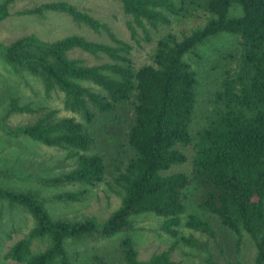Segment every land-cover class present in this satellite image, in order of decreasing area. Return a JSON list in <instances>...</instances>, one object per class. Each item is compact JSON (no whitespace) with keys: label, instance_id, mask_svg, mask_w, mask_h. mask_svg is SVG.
I'll return each mask as SVG.
<instances>
[{"label":"trees","instance_id":"obj_1","mask_svg":"<svg viewBox=\"0 0 264 264\" xmlns=\"http://www.w3.org/2000/svg\"><path fill=\"white\" fill-rule=\"evenodd\" d=\"M19 1L34 0H2L0 22ZM114 1L131 18L127 22L131 38L132 24L142 30L145 25L157 30L170 26L173 17H184L190 12L188 8H197L193 0ZM232 5L239 8V16L227 15ZM202 11V25L179 38L171 33L162 35L155 41L150 63L137 67L130 60L131 47L126 42L73 5L50 1L14 12L16 16L61 13L94 34H104V42L76 34L42 41L29 34L0 43V55L15 70L38 78L44 93L59 90L63 108L79 114L86 124L95 113L114 114L127 104L131 118L125 145L130 156L122 169L114 166L119 206L100 225L93 218L53 219L36 194L0 186V200L9 208L24 210L34 223L4 253L5 260L15 264H72L63 245L66 239L112 237L130 227V217L144 213L163 218L160 229L176 237L179 216L184 212L182 191L193 185L199 191L197 206L235 234L234 253L246 236L253 247V264H264V0H203ZM220 33L233 35L237 41L233 50L223 55L227 63L218 89L205 103L202 125L191 134L197 82L183 56ZM74 51L103 61L85 65L82 59L70 56ZM80 81L91 83L103 94L90 91ZM12 112L33 113L35 109L10 99L7 114ZM0 132L66 150L67 158H75L69 171L37 178L43 186L76 183L93 187L103 178L104 164L98 154L77 153L89 150L94 139L72 118L50 121L47 115L16 128L0 125ZM173 168L184 169L167 173ZM82 194L61 192L52 199L77 202ZM183 226L210 238L215 234L207 221L195 215H187ZM180 240L187 246H199L190 237ZM117 246L122 264H178L169 257L173 246L144 262L137 259L129 238H121ZM95 260L98 264H117ZM228 264L241 263L233 260Z\"/></svg>","mask_w":264,"mask_h":264},{"label":"rangeland","instance_id":"obj_2","mask_svg":"<svg viewBox=\"0 0 264 264\" xmlns=\"http://www.w3.org/2000/svg\"><path fill=\"white\" fill-rule=\"evenodd\" d=\"M50 1L66 2L104 24L117 39L131 47L130 60L134 67L150 63L149 55L153 51L155 41L162 35L171 33L179 38L181 34H189L204 21L203 0H193L197 8H188L190 12L184 17H173L172 24L168 27L152 30L145 25L142 30L132 24L134 36L131 38L127 28V22H131V18L122 12L119 3L114 0L19 1L10 7V15L0 22V43L6 44L29 34L42 41H53L71 34L81 35L93 41H106L103 33L94 34L83 25L72 23L61 13L44 12L41 16L14 15L16 11L30 9ZM227 15L239 16L240 10L232 5ZM236 41L237 38L233 35L220 33L208 37L183 56V60L194 72L197 82L194 112L190 123L191 134L202 125L201 115L205 103L210 94L218 89V79L227 63L223 55L233 50ZM70 56L82 59L85 65H96L103 61L79 51H74ZM79 84L92 92L103 94L89 82L80 81ZM10 99L16 100L19 106L27 105L35 109V112L7 114ZM62 103L63 94L59 90L54 88L47 94L44 93L38 78L25 71L15 70L0 55V125L16 128L47 115L50 121L72 118L94 139L89 150L77 153L98 154L104 164L103 178L93 187L76 183L43 186L37 178H50L69 171L75 158H67L66 150L45 147L25 137L10 138L0 132V186L36 194L53 219L79 221L93 218L97 225H100L119 206V197L114 192L117 190L113 181L114 166L118 165L122 169L130 156V151L125 145V132L131 111L125 104L114 114L101 116L95 113L91 123L86 124L79 114L64 109ZM183 169L173 168L167 173L180 172ZM80 191H83V194L77 202H59L52 199L61 192ZM198 198L199 191L193 185L182 191L184 212L179 216L176 237H170L160 229L163 218L144 213L130 217V227L112 237L66 239L63 243L64 249L72 264H98L96 258L122 264L117 243L121 238L127 237L137 251V259L141 262L173 246L169 257L178 264H228L233 260H238L241 264H253L254 251L248 238L246 236L242 238L238 253H234L235 234L221 227L215 216L200 209L197 206ZM189 214L207 221L215 233L214 237L210 238L186 229L183 222ZM33 225V220L24 210L9 208L0 200V264H15L5 260L3 255ZM180 237H190L199 246H187L182 243ZM35 245L33 242V250L36 248Z\"/></svg>","mask_w":264,"mask_h":264}]
</instances>
